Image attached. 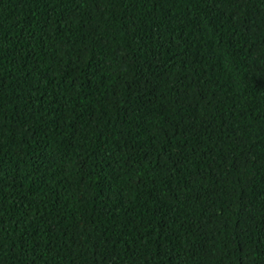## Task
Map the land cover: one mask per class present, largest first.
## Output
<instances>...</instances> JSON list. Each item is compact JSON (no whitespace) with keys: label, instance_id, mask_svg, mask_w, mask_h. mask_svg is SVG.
I'll return each instance as SVG.
<instances>
[{"label":"trees","instance_id":"trees-1","mask_svg":"<svg viewBox=\"0 0 264 264\" xmlns=\"http://www.w3.org/2000/svg\"><path fill=\"white\" fill-rule=\"evenodd\" d=\"M0 264H264V0H0Z\"/></svg>","mask_w":264,"mask_h":264}]
</instances>
